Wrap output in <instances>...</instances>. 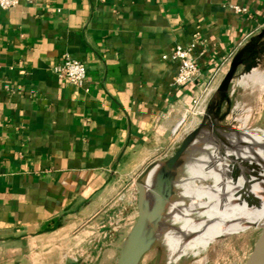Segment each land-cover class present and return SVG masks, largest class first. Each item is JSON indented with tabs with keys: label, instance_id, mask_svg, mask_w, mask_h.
<instances>
[{
	"label": "crops",
	"instance_id": "obj_1",
	"mask_svg": "<svg viewBox=\"0 0 264 264\" xmlns=\"http://www.w3.org/2000/svg\"><path fill=\"white\" fill-rule=\"evenodd\" d=\"M196 34L199 75L176 87L172 52ZM240 52L238 71L264 68V0L0 8V264H97L105 251L110 264V201L175 153L201 116L193 100L207 86L211 102ZM65 53L86 64L83 85L54 71Z\"/></svg>",
	"mask_w": 264,
	"mask_h": 264
},
{
	"label": "bare ground",
	"instance_id": "obj_2",
	"mask_svg": "<svg viewBox=\"0 0 264 264\" xmlns=\"http://www.w3.org/2000/svg\"><path fill=\"white\" fill-rule=\"evenodd\" d=\"M248 79L263 82L264 74L254 72ZM240 121L230 127L218 121L204 124L182 157L188 176L167 179L148 235L160 241L152 248L164 264L203 263L206 254H201L221 238L264 225V129L248 125L246 118ZM158 170L156 164L140 183L145 208L156 200ZM179 185L182 191L175 196Z\"/></svg>",
	"mask_w": 264,
	"mask_h": 264
},
{
	"label": "rangeland",
	"instance_id": "obj_3",
	"mask_svg": "<svg viewBox=\"0 0 264 264\" xmlns=\"http://www.w3.org/2000/svg\"><path fill=\"white\" fill-rule=\"evenodd\" d=\"M255 69L256 68H250L249 70H244L243 72L242 70L238 71V75L234 79L229 90L230 104L223 106L222 112L227 110L228 113L220 121L221 126H238L241 125L240 118H246L248 120V125L264 129V81L260 82L252 80V82L248 79V77H250V75L254 72L264 74V69L259 67H257L256 70ZM253 110H255L254 113ZM208 122L209 119H204L203 114L198 117L193 124H191L189 130H193L201 124H206ZM188 174L189 172L186 168V160L183 158V160L181 159L175 167L171 177L174 180L179 181L181 178L183 179L187 177ZM143 180L144 177L128 184L124 190L114 196L109 203V213L105 219V224L109 227L107 239L111 240V248L116 249L117 253L112 258L110 264L116 263L120 248L127 237V234H129L137 220L139 186ZM181 191L182 187L180 185L176 186L173 194L176 196ZM150 228L151 226L148 224L146 236L149 239L152 238L151 236H148L151 234ZM260 234L261 228L251 227L247 231L227 235L217 241L218 243L216 242V244H212L207 253L201 254V257H204L206 254V259L200 264H245ZM159 245V241H155L151 244L150 248L140 256L137 264H164L159 257L157 258V255L154 253L152 248L153 246ZM107 262V251H105L100 254L97 264H108ZM186 264L194 263L188 262Z\"/></svg>",
	"mask_w": 264,
	"mask_h": 264
},
{
	"label": "water",
	"instance_id": "obj_4",
	"mask_svg": "<svg viewBox=\"0 0 264 264\" xmlns=\"http://www.w3.org/2000/svg\"><path fill=\"white\" fill-rule=\"evenodd\" d=\"M243 63V52H240L233 58L229 69L221 79L216 89L215 96L212 98L211 102L206 108L204 119H209V121L213 122H220L222 118L227 115L228 111L226 110L225 112H222V109L224 104H230L229 90L231 84L238 75L239 67ZM203 125L204 124H201L197 128L187 133L175 153L159 165L154 195L156 200L151 208L144 207L143 192L139 186L137 220L121 246L116 264H137L142 254L138 255L136 250L147 249L155 241H159L158 239L147 238L146 225L155 221L157 213L159 212L161 198L165 191V183L167 179L171 177L173 171L175 170V167L181 161L191 141L197 136ZM147 171L143 172L139 179L143 178ZM251 227L261 228V234L255 242L253 250L245 264H264V225H251L248 229H250ZM248 229H246L245 231H247Z\"/></svg>",
	"mask_w": 264,
	"mask_h": 264
},
{
	"label": "built area",
	"instance_id": "obj_5",
	"mask_svg": "<svg viewBox=\"0 0 264 264\" xmlns=\"http://www.w3.org/2000/svg\"><path fill=\"white\" fill-rule=\"evenodd\" d=\"M20 0H0V8L7 10L16 6ZM235 12L246 13L247 7L239 5L232 6ZM199 43V34H196L192 41L185 44H178L172 52V58L179 60L180 66L174 85L176 87L185 86L195 81L199 75L200 68L198 58L195 54V49ZM54 71L63 79L68 82L81 86L87 79L86 64L80 60L71 57L68 53L63 54L62 61L54 66ZM223 71L222 66L216 70V76ZM214 92L213 88L205 87L204 92L199 97L193 100L194 108L192 113L195 115H203L206 111L209 98Z\"/></svg>",
	"mask_w": 264,
	"mask_h": 264
}]
</instances>
